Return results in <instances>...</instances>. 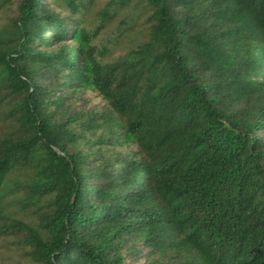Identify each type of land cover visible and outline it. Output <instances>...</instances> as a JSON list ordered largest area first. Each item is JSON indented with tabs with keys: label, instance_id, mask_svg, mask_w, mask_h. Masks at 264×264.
<instances>
[{
	"label": "trees",
	"instance_id": "trees-1",
	"mask_svg": "<svg viewBox=\"0 0 264 264\" xmlns=\"http://www.w3.org/2000/svg\"><path fill=\"white\" fill-rule=\"evenodd\" d=\"M6 9L0 238L31 264H264V0Z\"/></svg>",
	"mask_w": 264,
	"mask_h": 264
},
{
	"label": "rangeland",
	"instance_id": "rangeland-1",
	"mask_svg": "<svg viewBox=\"0 0 264 264\" xmlns=\"http://www.w3.org/2000/svg\"><path fill=\"white\" fill-rule=\"evenodd\" d=\"M104 0H99L102 3ZM13 14L12 9H6L0 11V31L8 24L10 16ZM118 32L115 29H111L106 33L102 34V41H107L109 39H117ZM140 34H134L133 40L136 41L140 38ZM128 40V39H127ZM91 100L92 105H102L105 103L103 98L98 95L96 91L89 90L86 93ZM6 211L13 216L22 218L24 220H30L31 215L29 211L21 209V207L11 204L6 207ZM14 238L12 237H2L0 238V264H31L29 260L23 255V251L18 248L14 243Z\"/></svg>",
	"mask_w": 264,
	"mask_h": 264
}]
</instances>
